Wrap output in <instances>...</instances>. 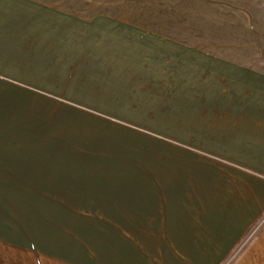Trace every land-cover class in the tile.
Returning a JSON list of instances; mask_svg holds the SVG:
<instances>
[{
  "label": "crops",
  "instance_id": "obj_1",
  "mask_svg": "<svg viewBox=\"0 0 264 264\" xmlns=\"http://www.w3.org/2000/svg\"><path fill=\"white\" fill-rule=\"evenodd\" d=\"M222 6L229 35L207 47L127 16L83 18L49 0H0V180L3 166L36 158L56 179L87 181L94 196L83 205L92 209L88 220L70 228V251L41 239L40 257L0 247V264L21 256L31 264H221L247 236L264 216V0ZM49 100L168 139L152 149L173 157L144 158L142 172L99 175L94 167L108 171L114 158L106 152L105 160L93 138L127 131L62 115L75 122L73 137L96 143L78 146L7 127L16 108L45 117L48 106L37 103ZM233 264H264V223Z\"/></svg>",
  "mask_w": 264,
  "mask_h": 264
},
{
  "label": "rangeland",
  "instance_id": "obj_2",
  "mask_svg": "<svg viewBox=\"0 0 264 264\" xmlns=\"http://www.w3.org/2000/svg\"><path fill=\"white\" fill-rule=\"evenodd\" d=\"M207 1L209 0H49L50 3L75 16L83 18L95 14H102L109 18L127 16L140 21L150 30L157 29L168 36L198 46L216 47L219 45V35L221 37L229 35L231 22L223 21L224 25H222L221 19L226 18L228 14L225 13L223 6L220 8H223L224 12L220 10L219 0L215 1L217 4H212V0ZM37 104L41 108L44 105L48 106L45 117L40 115V110L37 111L35 108L32 112L16 108V116L10 118L6 126L10 129L14 126L15 132L23 126L26 130L33 132V137L36 135L35 130H46L49 141H56L62 137L64 141L77 142L75 144L78 146L80 143L86 146L91 143L90 146H95L96 143L94 144L93 141H102L101 146L105 148V151H102L105 160H107L106 152L108 157L114 160H112V166L107 168L109 172L104 171L106 167H102L101 171L94 167V172L99 175L101 172L110 175L129 170L136 173V169L139 170L137 172H142L143 170L140 169L146 167L142 162L144 158L173 157L174 151L152 149L154 141H169L168 139L137 133L135 128L117 119L104 117L92 110L84 112L85 108L67 102L49 100ZM68 113L86 115V118H82V124L116 127L113 129H122L128 133H114L115 131L111 130L104 135V138L101 136L97 139L93 138L92 142L81 140L78 135L73 137L72 127L75 122L70 124L66 117H62ZM13 118H15L16 125L11 124ZM86 155L88 156V153ZM20 160L24 161L27 166L22 165L16 168L3 166L2 170L6 176L4 175V178L0 180V240L6 241L5 243L0 241L1 253L17 254V256L19 253L25 254L34 260L40 257L38 251L42 245L41 239L53 245L48 244L49 248L57 249L59 246L60 250L67 248L70 251L71 226L77 221H87L90 215L88 212L92 209L83 205L94 204V201L91 202L94 196L89 197L90 189L88 188L90 187L87 181L83 180L77 184L69 179H56L53 173H49V168L53 169V166H47L44 161L36 158L30 160L28 157L20 158ZM12 169L17 170L14 172L11 171ZM19 169L27 172L19 173ZM0 177H2L1 174ZM110 178L114 179V177ZM110 178L103 180L105 181L103 184H107ZM80 184L84 186L83 189L77 187ZM259 222H261L259 225L264 223V216ZM256 232L252 233L251 230L230 251L221 264H233ZM18 259L20 261L15 264H31L24 256ZM42 262L50 263L45 259Z\"/></svg>",
  "mask_w": 264,
  "mask_h": 264
},
{
  "label": "built area",
  "instance_id": "obj_3",
  "mask_svg": "<svg viewBox=\"0 0 264 264\" xmlns=\"http://www.w3.org/2000/svg\"><path fill=\"white\" fill-rule=\"evenodd\" d=\"M261 222L257 223L251 230L252 233L256 232L257 229H259L261 227V225H259Z\"/></svg>",
  "mask_w": 264,
  "mask_h": 264
}]
</instances>
